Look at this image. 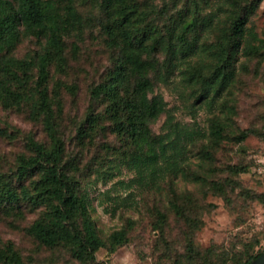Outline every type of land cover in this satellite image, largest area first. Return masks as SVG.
I'll return each mask as SVG.
<instances>
[{
	"label": "rangeland",
	"instance_id": "1",
	"mask_svg": "<svg viewBox=\"0 0 264 264\" xmlns=\"http://www.w3.org/2000/svg\"><path fill=\"white\" fill-rule=\"evenodd\" d=\"M139 1L159 28L187 5V0ZM77 4L87 21L80 52L74 55L75 38L67 39V69L61 73L53 68L50 82L51 89L58 81L64 84L58 121L66 161L75 164L73 171L88 194L89 211L100 236L108 241L115 231L128 228L129 241L116 251L102 248L95 260L81 262L68 248H50L35 239L28 229L42 209L24 208L21 216L0 214V248L13 243L25 264H199L188 255L191 242L199 257L263 252L264 182L251 166V158L264 145V56L253 58L240 52L233 84L221 96L211 94L199 100L186 70L214 62L212 45L226 21V14L215 7L212 21L200 30L192 53L176 59L167 83L156 82V93L168 102V111L153 131L163 134L168 143L174 142L167 155L179 167L173 171V165L165 161L163 166L168 164L170 169L158 180L159 186L142 185L138 173L123 163L118 154L122 140L110 129L93 133V141L87 138L86 144L78 138L88 112L105 109L92 98V89L106 79L115 60L106 43V15L99 2ZM247 27L264 38V0L258 2ZM43 47V40L24 36L12 55L36 57ZM213 120H221L225 126L219 144L211 139ZM30 138L49 142L43 121L28 106L5 108L0 103V175L12 176L19 157L30 155ZM112 165L117 167L111 170ZM176 203L187 207L198 229L192 230L177 213Z\"/></svg>",
	"mask_w": 264,
	"mask_h": 264
},
{
	"label": "trees",
	"instance_id": "2",
	"mask_svg": "<svg viewBox=\"0 0 264 264\" xmlns=\"http://www.w3.org/2000/svg\"><path fill=\"white\" fill-rule=\"evenodd\" d=\"M78 1L99 2L106 15V43L115 60L106 79L92 89V98L105 105V109L88 112L78 138L86 144L87 138L93 141V133L110 129L122 140L119 156L138 173L142 185L159 186L157 182L164 179L169 165H173V171L179 167L167 155L174 142L168 143L163 134L153 131L168 111V102L156 93V82L167 83L176 59L192 53L200 30L212 21L215 7L226 14V21L218 28L212 45L214 62L209 67L195 65L186 70L199 100L211 94L221 96L233 84L240 52L262 58L264 38L247 27L261 0H187L186 9L170 15L162 28L149 20L150 13L139 0H0V103L5 108L30 107L43 121L49 139L42 143L30 138V155L19 157L12 176L0 175V214L21 216L24 208L42 209L28 232L44 246H64L73 258L89 262L95 260L102 248L116 251L125 245L129 230L115 231L108 241L100 236L89 211L88 194L73 171L75 164L66 161L67 148L58 121L63 110L64 84L58 81L51 89L50 82L53 68L61 73L67 69V39L74 37L72 52H80L87 21ZM24 36L44 41L43 50L36 57L12 55ZM210 128L212 142L219 144L224 138V123L213 120ZM255 155L251 166L256 172ZM165 161L169 162L166 167ZM116 167L112 165L110 169ZM185 199L190 200L187 196ZM174 208L192 230L198 229L187 207L176 203ZM261 253L243 256L225 252L199 257L191 242L188 255L199 264H248ZM0 263L25 264L11 242L0 248Z\"/></svg>",
	"mask_w": 264,
	"mask_h": 264
},
{
	"label": "built area",
	"instance_id": "3",
	"mask_svg": "<svg viewBox=\"0 0 264 264\" xmlns=\"http://www.w3.org/2000/svg\"><path fill=\"white\" fill-rule=\"evenodd\" d=\"M254 162L257 174L264 181V147L255 155Z\"/></svg>",
	"mask_w": 264,
	"mask_h": 264
},
{
	"label": "water",
	"instance_id": "4",
	"mask_svg": "<svg viewBox=\"0 0 264 264\" xmlns=\"http://www.w3.org/2000/svg\"><path fill=\"white\" fill-rule=\"evenodd\" d=\"M248 264H264V251Z\"/></svg>",
	"mask_w": 264,
	"mask_h": 264
}]
</instances>
